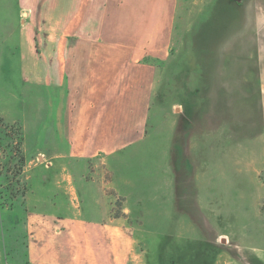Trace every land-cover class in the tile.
I'll return each mask as SVG.
<instances>
[{
	"label": "crops",
	"instance_id": "1",
	"mask_svg": "<svg viewBox=\"0 0 264 264\" xmlns=\"http://www.w3.org/2000/svg\"><path fill=\"white\" fill-rule=\"evenodd\" d=\"M1 2L0 17L16 22L0 29V93L9 106L20 104L0 109V122L20 134L22 206L29 211L21 207L23 236L10 237V253L0 249V264H9L7 256L10 264H141L135 235L108 196L114 194L103 190L108 173L99 168L108 169L111 185L128 178L114 162L146 141L163 66L182 36L204 27L225 0ZM195 5L207 12L196 22ZM131 186L117 193L146 194Z\"/></svg>",
	"mask_w": 264,
	"mask_h": 264
},
{
	"label": "rangeland",
	"instance_id": "2",
	"mask_svg": "<svg viewBox=\"0 0 264 264\" xmlns=\"http://www.w3.org/2000/svg\"><path fill=\"white\" fill-rule=\"evenodd\" d=\"M201 12L195 5L194 22ZM209 18L182 36L163 66L146 141L114 162L128 178L111 185L108 169L99 168L108 173L103 190L114 194L108 196L135 235L141 264H264V0H225ZM15 22L0 17V29ZM0 95V109L18 108ZM13 130L0 122L3 256L10 237L23 236L21 207L29 211ZM42 140V151L51 152ZM122 181L146 194H118ZM18 253L23 260V244Z\"/></svg>",
	"mask_w": 264,
	"mask_h": 264
},
{
	"label": "trees",
	"instance_id": "3",
	"mask_svg": "<svg viewBox=\"0 0 264 264\" xmlns=\"http://www.w3.org/2000/svg\"><path fill=\"white\" fill-rule=\"evenodd\" d=\"M14 130L13 132L15 133V136H16V142H15V149H16V152L17 155H18V161H19V164H20V169L24 166V158L22 156V153H21V150H20V144H21V138H20V134L15 130V127L14 126H11Z\"/></svg>",
	"mask_w": 264,
	"mask_h": 264
}]
</instances>
